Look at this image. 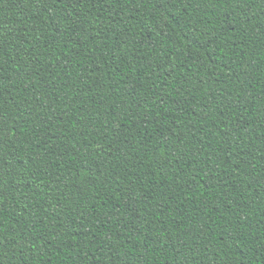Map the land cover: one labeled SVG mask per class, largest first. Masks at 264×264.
Instances as JSON below:
<instances>
[{
    "label": "trees",
    "instance_id": "16d2710c",
    "mask_svg": "<svg viewBox=\"0 0 264 264\" xmlns=\"http://www.w3.org/2000/svg\"><path fill=\"white\" fill-rule=\"evenodd\" d=\"M0 264H264V0H0Z\"/></svg>",
    "mask_w": 264,
    "mask_h": 264
}]
</instances>
